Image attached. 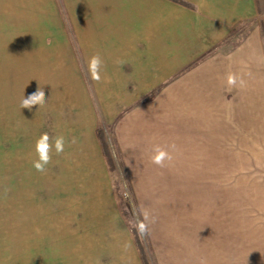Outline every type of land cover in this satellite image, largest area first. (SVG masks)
<instances>
[{
  "label": "crops",
  "instance_id": "obj_1",
  "mask_svg": "<svg viewBox=\"0 0 264 264\" xmlns=\"http://www.w3.org/2000/svg\"><path fill=\"white\" fill-rule=\"evenodd\" d=\"M7 1L14 3L18 18L25 17L20 13L25 6L32 9V24L18 19L16 32L26 35L25 48L38 50L33 56L39 78L60 85L58 93L44 90L45 104L31 110L21 108L16 94L10 112L4 107L1 117L3 134L15 132L8 133L7 145L16 146L24 162L18 185L32 187L42 210L55 208L58 187L70 195L72 186L80 185L93 202L102 186L110 194L100 122L120 146L129 139L150 144L154 130L169 129L180 133L183 144L186 138L194 144L195 138L215 139L221 130L225 143L235 137L246 147L241 154L264 146V0ZM94 55L103 62L100 82L87 71ZM40 66L47 67L41 72ZM229 74L244 86H229ZM71 83L78 87L71 90ZM44 88L53 89L51 84ZM63 95L69 102L58 113ZM63 129L64 152L57 155L53 149L45 172H38L33 167L37 140L47 133L54 143ZM70 135L80 142L71 151ZM68 151L85 155V164L77 168L79 160ZM41 218V233L29 238L32 231H27L22 240H32L43 258L57 254L48 264H68L66 241L54 237L51 213Z\"/></svg>",
  "mask_w": 264,
  "mask_h": 264
},
{
  "label": "rangeland",
  "instance_id": "obj_2",
  "mask_svg": "<svg viewBox=\"0 0 264 264\" xmlns=\"http://www.w3.org/2000/svg\"><path fill=\"white\" fill-rule=\"evenodd\" d=\"M5 1L0 0V264H48L49 260L58 259L57 254L49 258L50 253L41 257L38 249L34 251L32 240V244L22 240L27 236V231H32L29 238L41 233L39 222L43 221L41 217L48 211L55 222L54 237L59 243L64 244L66 241L68 264H172L167 251L173 241L167 235L166 225L174 228L179 226L181 192L185 189L195 194L196 198L207 201L214 196L210 191L214 181L203 180L197 173L180 174L177 168L153 163L155 150L160 147L158 144L153 145L152 142L134 145L129 139L130 143L120 146L111 128L108 129L100 122L98 130H101L106 147L104 149L102 144L108 163L111 192L107 194L109 190L102 186L95 202L92 201L93 198H88L91 193L81 191L80 185L72 186L73 192L70 195L60 193L58 187L55 208L44 211L38 207L39 200H34L32 187L24 188L22 183L18 185V180L22 181L25 166L22 157L18 158L16 154V146L7 145L8 133L15 132H2L1 117L5 112L4 107L6 112H10V105L16 94L22 102L23 95L34 93L38 86L51 93H58L59 83L39 78L33 56L38 50L25 48L26 35L16 32L18 19L25 18V25L32 24V9L25 6V10L20 12L25 17L18 18L14 3ZM40 61L47 62L43 59ZM46 67L40 66L41 72ZM50 84L52 90L44 88ZM74 84L71 83V90L76 85L78 87V83ZM61 100L65 102L57 103L58 113L63 112V104L69 102L64 95ZM74 103H77L76 100ZM7 115L11 114L6 113L5 116ZM59 131L58 137L65 135V129ZM167 133L162 131L161 138L165 139ZM216 134L218 136L215 139L196 140L204 144L201 147L210 148L209 157H214L217 161L231 159L230 163L226 161L229 164L232 162L231 165L242 160L241 171L227 170L226 173L229 179L227 187L230 211L228 254L233 264H264V209L258 208L255 203L262 200L255 192L264 188V146H250L248 154H241L246 147L237 144L240 140L234 137L233 143L230 140L225 143L223 131L217 130ZM71 139L74 146L71 144L70 151L80 144L72 136ZM146 141L149 142L147 139ZM181 141L180 139L177 143ZM175 142L173 139L171 145L175 146ZM67 155L79 160L75 164L77 168L85 164V161L84 164L81 161L85 155L69 151ZM186 156L189 157H184V160L192 158V155ZM188 162L186 161V165ZM239 172L243 197L240 212L236 208L235 198V182ZM75 180L81 184L83 179L77 177ZM215 189L221 190L219 186ZM122 208L128 215L127 219L119 214H122ZM208 222V219L202 217L199 223L192 220L183 224V228L190 233L200 228L199 232L205 233L211 229ZM141 223L145 226L143 233L140 230ZM241 251L242 261L239 259Z\"/></svg>",
  "mask_w": 264,
  "mask_h": 264
},
{
  "label": "bare ground",
  "instance_id": "obj_3",
  "mask_svg": "<svg viewBox=\"0 0 264 264\" xmlns=\"http://www.w3.org/2000/svg\"><path fill=\"white\" fill-rule=\"evenodd\" d=\"M161 132V130L153 131L152 142L153 145L158 144L160 149L165 150L171 156V159L165 160L163 164L170 168H177L180 174L192 175L197 173L203 180L209 179L211 181L212 179L214 181L210 188V191L212 190L211 195L214 196L207 201L200 197L196 198L195 194H191L190 191L185 189L181 192L179 226L174 228L168 224L166 225L167 235L173 241L172 246L167 251L172 264H233V260L231 261V256L228 254L230 248L228 245L230 238L228 217L230 211L228 207L229 187H227L229 179L226 173L227 170L237 171L240 169L241 171L242 161H237L233 165H231L232 162L229 164L230 159L217 161L214 157H209L210 148L201 147L204 144L197 142V138H195L196 144H194L192 138H186L188 141L183 144L182 141L177 143L180 140L178 138L180 133L178 135L176 129H169L165 139L161 138ZM173 139L176 140L175 146L171 145ZM186 155H192V158L184 160V157H189ZM186 161H189L188 165H186ZM238 174L239 177L235 182L237 186L235 198L237 200L236 208L240 212L243 197L241 172ZM218 186L221 190L215 189ZM255 194L262 199L255 202L257 207L264 209V188L256 191ZM198 198H200V204ZM202 217L208 219L211 228L209 231L200 233L199 230L201 229L197 228L190 233L184 230L183 224L192 220L199 223ZM241 230L242 227H240ZM239 259L243 260V251L239 252Z\"/></svg>",
  "mask_w": 264,
  "mask_h": 264
},
{
  "label": "clouds",
  "instance_id": "obj_4",
  "mask_svg": "<svg viewBox=\"0 0 264 264\" xmlns=\"http://www.w3.org/2000/svg\"><path fill=\"white\" fill-rule=\"evenodd\" d=\"M102 59L99 55H94L90 58L87 64V71L90 74V78L96 82L101 80V69H102ZM239 82L241 87L244 86V81L242 79L238 80L235 74H229L227 77V83L229 86H235ZM46 102L45 92L43 87L38 86L34 93L24 95L21 102L22 109L31 110L34 106H43ZM65 139L63 136L56 137L54 143L50 142V137L47 133L42 134V136L37 140L35 151L37 153L38 159L33 162V167L38 172H45L46 166L52 160L53 149L57 155L64 152ZM156 155L152 158L153 163L163 166L165 160H170L171 156L165 150L157 148ZM141 232H145V226L140 224Z\"/></svg>",
  "mask_w": 264,
  "mask_h": 264
},
{
  "label": "trees",
  "instance_id": "obj_5",
  "mask_svg": "<svg viewBox=\"0 0 264 264\" xmlns=\"http://www.w3.org/2000/svg\"><path fill=\"white\" fill-rule=\"evenodd\" d=\"M98 136L100 137V139L102 141V144L104 145V149H105L106 147H105V144H104V141H103V138H102V134H101V130L100 129L98 130ZM122 215L124 216V218L127 219L128 215H127L126 211L124 210V208H122Z\"/></svg>",
  "mask_w": 264,
  "mask_h": 264
}]
</instances>
